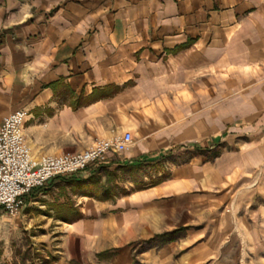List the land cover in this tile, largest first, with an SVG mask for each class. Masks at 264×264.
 <instances>
[{"label": "crops", "instance_id": "0c3cea01", "mask_svg": "<svg viewBox=\"0 0 264 264\" xmlns=\"http://www.w3.org/2000/svg\"><path fill=\"white\" fill-rule=\"evenodd\" d=\"M216 71L240 86L230 97L240 102L234 113L264 120V0H0V122L26 110L25 133L38 154L80 152L111 136L112 127L142 138L124 158L110 154L76 175L95 178L81 190L119 185L120 175L173 153L164 150L163 102L188 84L214 97ZM164 183L115 199L158 193ZM75 194L82 217L70 227L100 213L89 201L115 203Z\"/></svg>", "mask_w": 264, "mask_h": 264}, {"label": "rangeland", "instance_id": "374dc122", "mask_svg": "<svg viewBox=\"0 0 264 264\" xmlns=\"http://www.w3.org/2000/svg\"><path fill=\"white\" fill-rule=\"evenodd\" d=\"M220 72L214 97L205 86L188 84L181 96L163 102L170 137L164 150L174 151L167 157L120 175L119 185L104 181L98 190L72 189L71 176L58 178L28 196L20 216L0 212V264H264V120L234 113L240 102L230 97L240 86ZM125 131L111 128L112 135ZM133 136V146L141 145V136ZM192 141L202 142V150L185 147ZM160 180L166 183L158 193L103 205L89 201L100 213L66 224L75 221L69 207L83 206L78 191L102 196L113 187L121 195Z\"/></svg>", "mask_w": 264, "mask_h": 264}, {"label": "built area", "instance_id": "2783aa9c", "mask_svg": "<svg viewBox=\"0 0 264 264\" xmlns=\"http://www.w3.org/2000/svg\"><path fill=\"white\" fill-rule=\"evenodd\" d=\"M28 113L20 109L0 122V212L20 216L26 197L51 180L74 176L90 166L105 164L134 145L131 132L98 138L76 153L36 154L25 133Z\"/></svg>", "mask_w": 264, "mask_h": 264}, {"label": "trees", "instance_id": "16d2710c", "mask_svg": "<svg viewBox=\"0 0 264 264\" xmlns=\"http://www.w3.org/2000/svg\"><path fill=\"white\" fill-rule=\"evenodd\" d=\"M133 165V164H132ZM141 164H134L133 167L135 166H140ZM111 178H112V175H110ZM111 178L109 179V181L111 182ZM71 182H70V187L72 189H78V188H85L87 186H89L91 184V181H93L95 178L93 176H90L89 178H83V177H77V176H71ZM42 189V188H39V190ZM105 188H102V190H104ZM38 190V189H36ZM105 193L106 194H103L102 196H97V195H94V194H88L90 195V197H96L97 199L101 200V201H107V200H110V199H115L116 197H118L119 195L118 194H115L113 193V187H109L107 188V190H105ZM59 208L62 209V207L59 206ZM70 211L72 212L75 220L77 219H80L82 217V213L80 212L79 209H77L76 207H74V205H71L70 207ZM57 218L59 220H62V221H66L64 216H62L61 214H59L57 216ZM168 233L166 234H163V235H160L158 236V238H166L168 237Z\"/></svg>", "mask_w": 264, "mask_h": 264}]
</instances>
